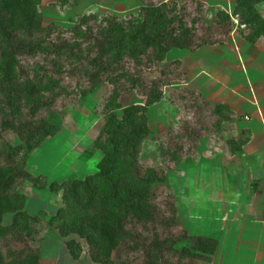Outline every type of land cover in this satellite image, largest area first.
Here are the masks:
<instances>
[{
    "label": "rangeland",
    "instance_id": "rangeland-1",
    "mask_svg": "<svg viewBox=\"0 0 264 264\" xmlns=\"http://www.w3.org/2000/svg\"><path fill=\"white\" fill-rule=\"evenodd\" d=\"M31 1L33 15L20 13L14 38L16 43H39L47 49L17 50L10 71L0 66V123L8 121L26 130L45 125L53 130L26 155L23 169L36 180L35 185L18 179L10 188L24 198L22 211L31 219L26 245L38 250L49 235L54 241L51 233L57 235L62 224L52 222L62 206V193L48 185L95 174L102 157L94 146L95 138L108 117L120 119L125 108L137 106L135 121L142 117L148 131L139 142L137 170L162 169L166 181L150 197L160 210L149 214L156 221L125 222L129 235L112 251V264H225L230 240L231 246L247 244L264 252V30L249 43L246 38L253 36L257 25H241L250 16L244 12L240 21L233 16L234 0H196L204 5L202 24L211 25L218 12L230 16L226 40L192 52L171 49L161 62L137 69L126 63L125 70L140 82L129 88L123 74L113 80L109 71H97L91 64L100 54L92 38L107 16L137 20L140 1ZM253 9L264 22V1ZM27 23L34 29L29 30ZM76 27L81 33L87 27L92 35L80 40L70 32ZM93 72L97 76H91ZM148 80L156 81L162 93L151 105H145L143 96L142 84ZM54 83L59 90L52 87ZM30 87L34 97L29 96ZM0 137L12 147L21 143L7 129L0 131ZM173 153L177 158L172 159ZM42 184L45 187L38 189ZM171 211L172 220L168 219ZM12 217L13 212L5 211L0 224L8 226ZM254 223L262 228L259 238H240L241 230ZM72 237L87 253L85 239ZM193 238L214 240L213 255L206 253L208 245ZM170 240L171 251L166 248ZM46 242L51 245L49 239ZM22 247L9 237L0 240V259L7 261ZM152 247L157 248L158 258Z\"/></svg>",
    "mask_w": 264,
    "mask_h": 264
},
{
    "label": "trees",
    "instance_id": "trees-1",
    "mask_svg": "<svg viewBox=\"0 0 264 264\" xmlns=\"http://www.w3.org/2000/svg\"><path fill=\"white\" fill-rule=\"evenodd\" d=\"M138 1L140 9L136 14L137 20L131 18L121 20L112 15L107 16L103 23L96 26L97 33L94 32L95 36L92 38V42L94 41L92 45L99 48L100 54L90 61L91 64L97 71L103 70L106 73L109 71V76L113 80L119 73L123 74L130 83L129 88L137 86L140 82L138 77H131L125 70L126 63H131L136 69L144 64L153 65L155 62H161L171 49L192 52L204 45L223 43L229 34L230 16L218 12L211 25L202 24L204 5L196 0H181L179 6L167 4L164 0ZM261 1L264 0H234L236 5L232 15L238 17L239 21L244 17V12L250 16L244 22L240 21L241 25L244 27L257 25L253 36L246 38L249 43L254 41V36L260 37L264 30V22L253 9V5ZM31 6V0H0V66L5 65L7 71H10L16 62L17 50L24 49L27 53H32L34 50L47 49L46 46L38 45L39 43L26 45L22 44L24 41L16 43L14 38L16 20H19L21 12L33 15L34 10ZM25 26L29 27V30L34 29L30 23ZM35 29L38 31L40 28L37 25ZM70 32L75 37L80 36V40L92 35V31L87 27L82 33L77 27ZM124 71L126 74L121 73ZM93 74L95 73L93 72L91 76ZM95 75L97 76V73ZM142 85L145 105H151L161 99L162 93L156 81L148 80L146 85ZM52 87L59 90L56 83ZM29 96H35L32 88ZM215 108L216 113L220 114V107ZM139 109L137 106H129L125 108L120 119L108 117L109 120L105 122L101 133L94 140L95 148L102 154L95 174L85 176L82 180L72 179L59 185L55 183L48 185L50 190L55 192L60 190L62 193V206L56 210L52 222L62 221L60 227L56 229V234L63 240L64 247L73 260L79 258L81 248L72 235L85 239L88 245L87 257L92 263L112 264L110 259L112 251L127 234L129 235L125 230V222L152 223L156 219L149 214L160 212L157 204L155 207L152 205L150 197L154 195L152 193L155 188L166 181L162 169L146 168L139 173L136 167L139 142L148 134L143 118L135 121V114ZM40 127L26 130L8 121L0 123V131L10 130L19 136L21 141L19 145L12 147L0 137V223L5 211L13 212L8 226L0 224V240L9 237L16 244L23 245L19 250H14L7 261L0 259L1 264H38L39 261L38 250L26 245V241L31 238L28 228L31 219L22 211L24 198L13 191L10 192V188L18 179L35 185L36 180L23 169L26 155L53 133V130L46 129L45 125ZM174 158L177 156L173 153L172 159ZM44 187L42 184L37 188ZM169 208L170 204L166 211L169 212L171 210V208L168 210ZM173 215L171 211L168 219L172 220ZM167 240L163 239L165 243ZM193 240L208 245L206 253L213 255L216 245L214 240L205 238ZM171 243L172 240L166 247L169 251ZM156 249L152 247L153 251ZM161 252L160 249L159 255ZM154 258H158L157 251Z\"/></svg>",
    "mask_w": 264,
    "mask_h": 264
},
{
    "label": "crops",
    "instance_id": "crops-1",
    "mask_svg": "<svg viewBox=\"0 0 264 264\" xmlns=\"http://www.w3.org/2000/svg\"><path fill=\"white\" fill-rule=\"evenodd\" d=\"M255 219L256 218H254V220ZM253 226L254 227H249L248 230L244 227V229L241 230L242 232L240 233V238L249 240L258 239L261 235L262 228L259 223H254ZM231 236L234 237V234H231ZM49 237L41 241L37 246L39 250L38 264H94L89 260L87 253L84 252L82 248L79 258L77 260H73L66 251L63 240L59 236L55 235L53 232L51 233V237L54 238V241H50ZM48 239L49 242H51V245L47 246L48 242L46 241ZM231 244L232 240H230L227 246L226 252H229V259L227 256L225 257V264H264V252L262 251V248L254 246L247 247V244H245L242 248L239 244L235 246L234 244L231 246ZM236 254L238 256H235ZM226 260L229 261L226 262Z\"/></svg>",
    "mask_w": 264,
    "mask_h": 264
}]
</instances>
